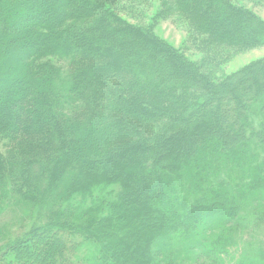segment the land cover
I'll list each match as a JSON object with an SVG mask.
<instances>
[{
	"label": "trees",
	"instance_id": "16d2710c",
	"mask_svg": "<svg viewBox=\"0 0 264 264\" xmlns=\"http://www.w3.org/2000/svg\"><path fill=\"white\" fill-rule=\"evenodd\" d=\"M116 1L0 0V217L31 218L0 264H217L263 226L264 59L218 78ZM166 13L206 48L264 46L234 0Z\"/></svg>",
	"mask_w": 264,
	"mask_h": 264
},
{
	"label": "rangeland",
	"instance_id": "374dc122",
	"mask_svg": "<svg viewBox=\"0 0 264 264\" xmlns=\"http://www.w3.org/2000/svg\"><path fill=\"white\" fill-rule=\"evenodd\" d=\"M116 2L117 12L122 17L134 24L150 27L158 36L190 60L201 64L210 55H214L220 60L219 64L215 65V61H213L211 65L218 78L234 73L251 62L264 59V46L243 50L233 47L206 48L204 44H199L188 21L177 15H167L168 0H117ZM234 3L251 9L264 20L263 0H234ZM52 60L62 69L63 76L67 77L69 69L67 60L58 56ZM261 210L264 211V208ZM25 213L24 206L18 207V210H16V206H13L1 215L0 224H8L9 234L0 238V246L8 236H14L18 231L27 230L31 218H25ZM16 217L19 220L16 221ZM251 231L252 233H250ZM251 231L237 234V245H229L228 254L222 255L223 261H219L217 264H239L249 257L253 246L264 252V223L260 228H252ZM86 251L84 249L82 254H87ZM254 253L252 251V254ZM85 263L86 261L80 264ZM192 264L211 263L206 258H201L198 263Z\"/></svg>",
	"mask_w": 264,
	"mask_h": 264
}]
</instances>
